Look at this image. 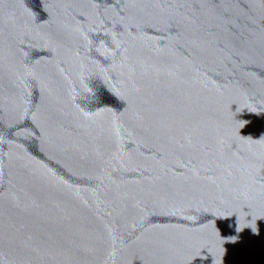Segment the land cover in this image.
Returning a JSON list of instances; mask_svg holds the SVG:
<instances>
[{
    "label": "water",
    "instance_id": "water-1",
    "mask_svg": "<svg viewBox=\"0 0 264 264\" xmlns=\"http://www.w3.org/2000/svg\"><path fill=\"white\" fill-rule=\"evenodd\" d=\"M0 264H264V0H0Z\"/></svg>",
    "mask_w": 264,
    "mask_h": 264
}]
</instances>
